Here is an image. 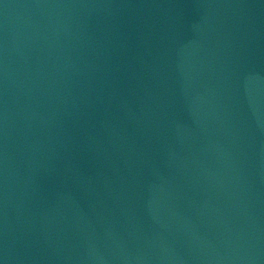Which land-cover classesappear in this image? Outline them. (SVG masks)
<instances>
[{"label":"water","instance_id":"obj_1","mask_svg":"<svg viewBox=\"0 0 264 264\" xmlns=\"http://www.w3.org/2000/svg\"><path fill=\"white\" fill-rule=\"evenodd\" d=\"M0 264H264V0H0Z\"/></svg>","mask_w":264,"mask_h":264}]
</instances>
